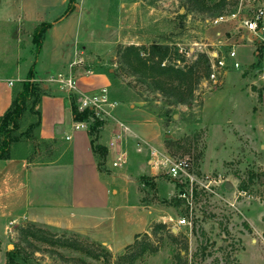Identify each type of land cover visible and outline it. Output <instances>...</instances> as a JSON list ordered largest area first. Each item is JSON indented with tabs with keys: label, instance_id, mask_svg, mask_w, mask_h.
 Wrapping results in <instances>:
<instances>
[{
	"label": "rangeland",
	"instance_id": "374dc122",
	"mask_svg": "<svg viewBox=\"0 0 264 264\" xmlns=\"http://www.w3.org/2000/svg\"><path fill=\"white\" fill-rule=\"evenodd\" d=\"M76 1L81 32L75 74L110 71L113 82L108 78L103 97L138 109L109 122L114 134L120 132L119 123L126 128L122 133L128 161L113 169L123 170L128 184L136 186L138 206L149 211V218L132 241L111 246L105 239L75 230L16 218L21 179L8 175L3 180L0 175V264H7L9 251L19 252L16 264H264V245L250 241L262 239L257 226L264 224V48L244 40L234 45L240 63L234 68L233 59H226L230 45L217 47L216 34L224 27L206 22L232 12L237 0H226L209 12L198 11L186 0ZM153 44L168 48L163 67L186 70L195 64L183 85L171 82L161 93L154 81L142 80L122 63L126 47ZM213 50L225 57L226 73L213 90L204 91L200 82L209 80L204 58L209 66L208 54ZM256 50L262 55L259 65ZM71 96H77L75 91L66 99ZM81 99H76L80 109ZM31 118L20 131L27 129ZM103 127L91 136L95 143L103 136ZM30 147L36 149L34 154L28 152L32 159L45 152H64L58 151V143L40 147L31 141L26 149ZM152 152L187 159L188 173L194 178L190 203L181 196V189L189 192L188 183L183 188L164 170L151 174ZM100 169L109 171L102 163ZM137 169H142L139 174ZM213 179L221 182L214 184ZM227 182L231 189L225 187ZM243 183L248 186L245 192L239 190ZM180 219L189 224L176 225ZM27 228L36 230L40 240L31 235L24 240L21 230ZM65 241L77 242L79 248L68 247Z\"/></svg>",
	"mask_w": 264,
	"mask_h": 264
},
{
	"label": "crops",
	"instance_id": "0c3cea01",
	"mask_svg": "<svg viewBox=\"0 0 264 264\" xmlns=\"http://www.w3.org/2000/svg\"><path fill=\"white\" fill-rule=\"evenodd\" d=\"M78 7L75 0L73 12L55 22L67 8V0H0V115L11 104L13 87L25 79L36 60V81L41 82L46 91L40 103V137L55 139L64 146V152L49 164L36 165L24 159L0 160V175L3 180L8 175L21 179L22 188L16 189L17 207L13 212L16 218L75 230L120 247L125 239L132 241L141 231L149 211H141L138 206L136 186L128 184L127 174L110 166L112 155L107 153L102 160L104 169L109 171L100 169L87 127L72 118L66 102L69 92L55 82L60 77H72L75 81L73 91L88 99H100L102 90L110 84L104 73L75 74L81 32ZM42 22L53 25L46 31L35 59L32 34ZM98 108L99 117L106 122L103 136L96 143L104 147L115 131L109 122L118 119L115 116L124 118L138 111L132 105L128 109L124 104L109 101ZM137 170L139 174L142 169ZM151 172L156 174L152 169ZM135 227L138 229L134 232ZM257 228L262 239L250 241L263 246L264 224ZM127 229L129 234L124 232Z\"/></svg>",
	"mask_w": 264,
	"mask_h": 264
},
{
	"label": "trees",
	"instance_id": "16d2710c",
	"mask_svg": "<svg viewBox=\"0 0 264 264\" xmlns=\"http://www.w3.org/2000/svg\"><path fill=\"white\" fill-rule=\"evenodd\" d=\"M214 1L215 0H186L189 6L200 12H209L213 9L217 10L225 4L226 0H218L217 3H214ZM74 9L75 0H67V8L55 22L68 17ZM52 25L53 23L51 22H42L34 29L32 34V43L34 45L35 59L40 53L44 35ZM142 52L144 53V56L141 54ZM167 54L168 48L154 44L149 48L129 46L124 49L121 54V59L122 63L131 71V73L134 75L137 74V76L142 80L154 81L159 92L164 93L163 88L171 82H177V85H183L187 79L191 77L192 70L195 65H192L191 68L186 70L170 66L163 67L161 66V62L166 58ZM258 55L259 65L262 60L260 51H258ZM155 59L156 62L153 61ZM204 60L207 64V70H209L207 58H204ZM35 65L36 60H34L30 66L25 79L18 82L13 87L11 104L6 111L0 115V160L24 159L29 163L41 165L52 163L59 158L60 154L58 153L54 154L52 152H45L44 155L32 159L28 152L34 154L36 150L35 147H30L28 150L26 149L30 145L31 141H36L40 147L58 143V151L62 149L64 150L63 144L59 143L55 139H43L40 137V103L41 98L46 94V91L36 81ZM104 74L111 82H113V74L110 71L105 72ZM78 97L79 96H71L69 99H66V102L71 109L73 120L75 122L86 123V125L88 124L87 130L89 136L91 137L93 133H96L98 128L102 127L104 123L102 122V119H99V117L95 114L93 108L87 107L80 109L76 103V99ZM258 97L261 99L262 95L259 94ZM186 101L187 100L185 99H181L179 102L185 103ZM109 102H116V100L111 97ZM28 116H32V118L27 124V129L20 131V128L25 124V120ZM94 139L95 137H91L92 151L97 157L98 165L101 166L102 160L107 155V149L101 144L95 143ZM18 148L22 151L15 153ZM247 188L248 186L245 183L239 186V190L243 192H245ZM21 231L23 233L21 237L24 238V240H26L29 235L36 238V240H40L41 238L36 233V230L30 231L27 228ZM74 243L76 245L65 241L66 246L78 249L79 244H77V242ZM143 249L145 248H142L141 251H143ZM7 254V264H16V256L19 252L9 251ZM93 256L97 258L96 254H93ZM125 258L126 257L123 259Z\"/></svg>",
	"mask_w": 264,
	"mask_h": 264
},
{
	"label": "built area",
	"instance_id": "2783aa9c",
	"mask_svg": "<svg viewBox=\"0 0 264 264\" xmlns=\"http://www.w3.org/2000/svg\"><path fill=\"white\" fill-rule=\"evenodd\" d=\"M209 25H222L224 31L216 34L217 47L223 45H230L227 52L226 59H233V67L239 68L240 63L236 61V52L234 45L241 43L243 40L249 43H256L260 48H264V0H237L235 9L229 14L218 15L212 19H208ZM256 56L258 51L256 50ZM209 59V80L200 82V88L204 91L213 90L219 83V77L226 73V59L217 50H213L208 54ZM264 82V73L262 75ZM59 86L65 92H71L75 88V81L72 78L60 77L58 78ZM12 85V83H10ZM105 97L97 99L92 97L88 99L83 97L81 99V109L90 107L93 108L95 114L99 117L97 109L99 105L105 103ZM100 118V117H99ZM101 119V118H100ZM79 124L85 125L86 123ZM87 127V126H86ZM119 133L113 134L112 140L106 146L107 153L112 155L110 166L112 168H122L126 166L128 161V153L124 148V132L125 126L122 123L118 124ZM149 165L152 170H164L172 179L179 183L184 188V183H188L189 192L181 190V196L185 198L187 203H190L193 195V181L194 178L188 173L189 162L187 159H172L170 156L161 153H151ZM211 182V179L208 183ZM214 184L220 183V179H213ZM189 224L185 219L176 221V225Z\"/></svg>",
	"mask_w": 264,
	"mask_h": 264
},
{
	"label": "water",
	"instance_id": "95a60500",
	"mask_svg": "<svg viewBox=\"0 0 264 264\" xmlns=\"http://www.w3.org/2000/svg\"><path fill=\"white\" fill-rule=\"evenodd\" d=\"M225 187H226L227 189H231V188H232V184L229 183V182H227L226 185H225Z\"/></svg>",
	"mask_w": 264,
	"mask_h": 264
}]
</instances>
